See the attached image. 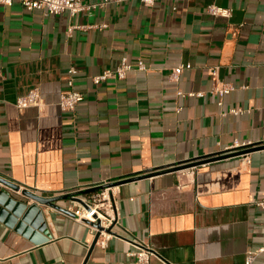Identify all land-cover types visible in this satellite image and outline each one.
Here are the masks:
<instances>
[{
  "label": "crops",
  "instance_id": "0c3cea01",
  "mask_svg": "<svg viewBox=\"0 0 264 264\" xmlns=\"http://www.w3.org/2000/svg\"><path fill=\"white\" fill-rule=\"evenodd\" d=\"M211 4L232 16L207 13ZM71 25L84 28L68 35ZM124 56L146 69L93 82ZM181 64L191 68L172 81ZM72 67L85 99L66 112L58 102ZM224 83L236 89L219 105ZM33 87L44 105L19 110ZM0 176L42 197L120 183L106 248L70 197L39 205L50 233L39 243L0 206V264H146L128 255L133 242L157 253L147 264H244L264 241V0H110L74 17L0 5Z\"/></svg>",
  "mask_w": 264,
  "mask_h": 264
},
{
  "label": "built area",
  "instance_id": "2783aa9c",
  "mask_svg": "<svg viewBox=\"0 0 264 264\" xmlns=\"http://www.w3.org/2000/svg\"><path fill=\"white\" fill-rule=\"evenodd\" d=\"M146 6H153L158 0H140ZM14 2L21 3L30 11H40L43 15H58L68 13L70 16H78L83 12L91 13L95 10L104 7L110 0L98 2H86L84 0H0V5L11 6ZM207 13L213 16H221L229 18L232 16V9L220 7L211 4L206 8ZM75 28H84L83 25H71L67 34L71 35ZM191 68V64L177 66L171 74L172 81H179L181 74L185 69ZM146 65L142 59H139L136 64L129 61L128 57L124 56L115 68L106 69L103 73L94 76L93 82L97 85L109 78L124 79L128 73L136 70H145ZM78 70L75 67L69 69L66 80L68 89L59 99V106L62 111L75 112L77 106L85 99L84 92L77 90L75 80ZM236 89L231 83H224L220 87L213 90L219 97V105L223 104V99L226 95L232 93ZM177 94L181 97L197 96L202 97L205 92H184L178 90ZM43 97L39 87L31 88L26 94L21 95L16 100V106L19 110H24L31 106H43ZM233 114H240L244 109H231ZM243 160L246 163L250 162L249 153H243ZM119 182L103 181L83 187L74 192L88 190L86 193H78L70 197L71 204L69 209L74 212L75 220L86 225L90 231L97 237L96 243L106 248L112 238L115 237L114 227L119 224L120 212L118 205ZM22 187V186H21ZM73 193V192H71ZM256 205L264 209V198L257 201ZM136 250L129 252L130 257L135 258L140 263H149L153 257H157V253L152 249L135 243ZM264 254V241L255 249H248L244 264H254V262Z\"/></svg>",
  "mask_w": 264,
  "mask_h": 264
},
{
  "label": "water",
  "instance_id": "95a60500",
  "mask_svg": "<svg viewBox=\"0 0 264 264\" xmlns=\"http://www.w3.org/2000/svg\"><path fill=\"white\" fill-rule=\"evenodd\" d=\"M255 148H261V147L249 148L243 153L251 152ZM220 158H222V156L209 157L206 159L192 161L184 165H179L176 167H170L168 169H163L159 172H166L169 170L173 171V170H178V169L185 168V167L197 166L199 164H203V163L210 162L212 160L220 159ZM0 183L5 187V188L4 187L0 188V206L3 209L7 210V212L12 214L13 217H12L11 222H14V223L16 222L17 229L20 230L23 228V230H26V232L30 233V235L33 236V238L35 239L37 243H39L37 241L39 239L35 237V235H37L38 233H41V235L43 234L45 236V240H48L50 238V233L47 228L45 215H44L42 208L39 205L43 204V205L53 206V203L57 201L58 199L69 198L72 195H75L78 193L88 192V190H82L79 192L67 193L61 196H57V197H42L30 191L29 189H21L20 185H17L2 176H0ZM15 193H18V194L21 193L25 197L32 199L36 203L28 204L27 202H25V200L18 199Z\"/></svg>",
  "mask_w": 264,
  "mask_h": 264
}]
</instances>
